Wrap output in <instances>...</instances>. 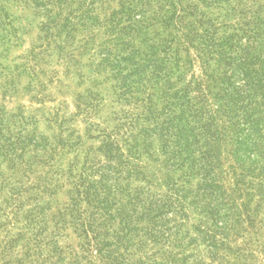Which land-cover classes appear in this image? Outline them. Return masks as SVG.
<instances>
[{
	"label": "trees",
	"instance_id": "1",
	"mask_svg": "<svg viewBox=\"0 0 264 264\" xmlns=\"http://www.w3.org/2000/svg\"><path fill=\"white\" fill-rule=\"evenodd\" d=\"M22 18L0 264H264V0H0V66Z\"/></svg>",
	"mask_w": 264,
	"mask_h": 264
},
{
	"label": "rangeland",
	"instance_id": "2",
	"mask_svg": "<svg viewBox=\"0 0 264 264\" xmlns=\"http://www.w3.org/2000/svg\"><path fill=\"white\" fill-rule=\"evenodd\" d=\"M22 25L26 26V32L23 34L24 42L22 46L13 48L9 57L7 59L1 60L0 66V103L6 104L9 108H15L19 105H26L30 109L35 108H50L51 106H55L57 101H51L48 98L44 101L40 100L43 96L38 92L41 91V87L38 85V81L33 82L34 88L37 90H27L28 83L30 82V78L26 76L19 75V69L16 66H19L23 63L22 56L26 54L27 49L31 45V37L36 36V29L30 26V19H21ZM3 67V69H2ZM44 67L47 71L53 69H60L61 66L58 64L57 57H54V61H51L48 67ZM10 68V69H9ZM11 70V71H10ZM12 72V74H11ZM8 76V77H5ZM2 85H6L7 87L16 86L18 91H11L7 94H3L5 88ZM86 85H83L85 87ZM111 83L107 82L105 84H101V90L103 92H107L110 88ZM82 87L74 86L73 89L81 90ZM58 100L63 97H69L66 93L58 94ZM163 175V174H162Z\"/></svg>",
	"mask_w": 264,
	"mask_h": 264
}]
</instances>
